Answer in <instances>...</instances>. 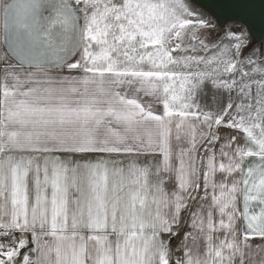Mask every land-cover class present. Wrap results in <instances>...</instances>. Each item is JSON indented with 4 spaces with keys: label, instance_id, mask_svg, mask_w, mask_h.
<instances>
[{
    "label": "snow or ice",
    "instance_id": "snow-or-ice-1",
    "mask_svg": "<svg viewBox=\"0 0 264 264\" xmlns=\"http://www.w3.org/2000/svg\"><path fill=\"white\" fill-rule=\"evenodd\" d=\"M0 0V264H264V0Z\"/></svg>",
    "mask_w": 264,
    "mask_h": 264
},
{
    "label": "water",
    "instance_id": "water-1",
    "mask_svg": "<svg viewBox=\"0 0 264 264\" xmlns=\"http://www.w3.org/2000/svg\"><path fill=\"white\" fill-rule=\"evenodd\" d=\"M212 2V0H193V3L195 6L203 10L205 13H207L211 17V13L209 12L207 7H204V5H208Z\"/></svg>",
    "mask_w": 264,
    "mask_h": 264
},
{
    "label": "rangeland",
    "instance_id": "rangeland-1",
    "mask_svg": "<svg viewBox=\"0 0 264 264\" xmlns=\"http://www.w3.org/2000/svg\"><path fill=\"white\" fill-rule=\"evenodd\" d=\"M195 6V5H194ZM198 10H200L204 15L209 16L207 13H205L203 10H201L200 8H198L197 6H195ZM210 17V16H209Z\"/></svg>",
    "mask_w": 264,
    "mask_h": 264
}]
</instances>
